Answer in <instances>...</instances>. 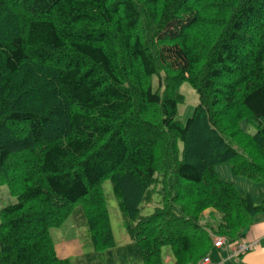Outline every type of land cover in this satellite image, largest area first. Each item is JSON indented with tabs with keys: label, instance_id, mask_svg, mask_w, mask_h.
<instances>
[{
	"label": "trees",
	"instance_id": "obj_1",
	"mask_svg": "<svg viewBox=\"0 0 264 264\" xmlns=\"http://www.w3.org/2000/svg\"><path fill=\"white\" fill-rule=\"evenodd\" d=\"M224 164L264 186V0H0V186L17 199L0 264H164L165 247L199 264L264 215ZM79 207L89 252L62 259L51 230Z\"/></svg>",
	"mask_w": 264,
	"mask_h": 264
},
{
	"label": "rangeland",
	"instance_id": "obj_2",
	"mask_svg": "<svg viewBox=\"0 0 264 264\" xmlns=\"http://www.w3.org/2000/svg\"><path fill=\"white\" fill-rule=\"evenodd\" d=\"M180 93L184 96L185 101L180 105L176 119L179 122L186 124L189 118L192 117L195 107L199 102V98L194 88L188 83H184L180 87ZM241 126L250 134L256 133V130L245 122H243ZM180 148H183L182 144H180ZM217 172L220 174V177L223 180L234 184L237 190L250 193L253 196L256 204H259L263 200L264 186L261 184H255L245 178L235 176L229 164L218 166ZM103 188L116 242L119 247L126 246L130 244L131 239L126 232L123 215L114 197L112 184L110 182H106L104 183ZM155 200L157 201V199ZM16 203L17 199L11 195L9 188L7 186H0V211L6 207L13 206ZM152 211L153 209L151 208L147 209L145 212L151 213ZM210 213L211 210H208L204 213L205 220L208 219ZM212 217L215 218L214 216ZM215 222V219H211L210 221L211 224ZM51 235L57 248L58 255L62 259L73 260L84 253L89 252L87 247L90 236L85 222L84 211L80 207L72 213V215L60 228L52 229ZM163 261L164 264H176L172 257L170 247L163 248ZM215 262L217 263L216 255L214 257V261L211 263L214 264Z\"/></svg>",
	"mask_w": 264,
	"mask_h": 264
},
{
	"label": "crops",
	"instance_id": "obj_3",
	"mask_svg": "<svg viewBox=\"0 0 264 264\" xmlns=\"http://www.w3.org/2000/svg\"><path fill=\"white\" fill-rule=\"evenodd\" d=\"M244 240L256 243L255 248L244 257L229 260L226 248L214 249L210 257L211 262L216 255L217 263L214 264H264V215L258 217L256 224L247 231Z\"/></svg>",
	"mask_w": 264,
	"mask_h": 264
},
{
	"label": "built area",
	"instance_id": "obj_4",
	"mask_svg": "<svg viewBox=\"0 0 264 264\" xmlns=\"http://www.w3.org/2000/svg\"><path fill=\"white\" fill-rule=\"evenodd\" d=\"M214 246L217 249L226 247L229 252V259L233 260V259H238L246 255L250 251H252L255 248L256 243H249L247 241H242L237 245H228L226 238L217 237L214 241ZM200 264H212V263L210 262L209 258H206Z\"/></svg>",
	"mask_w": 264,
	"mask_h": 264
}]
</instances>
